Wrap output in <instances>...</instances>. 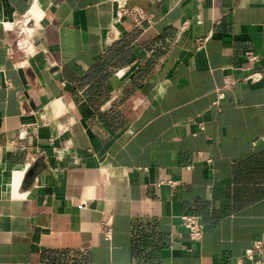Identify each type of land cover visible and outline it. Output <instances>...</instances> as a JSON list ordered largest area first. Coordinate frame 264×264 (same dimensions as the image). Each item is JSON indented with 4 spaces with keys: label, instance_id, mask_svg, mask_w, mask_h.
I'll list each match as a JSON object with an SVG mask.
<instances>
[{
    "label": "crops",
    "instance_id": "crops-1",
    "mask_svg": "<svg viewBox=\"0 0 264 264\" xmlns=\"http://www.w3.org/2000/svg\"><path fill=\"white\" fill-rule=\"evenodd\" d=\"M37 2L0 0V264H233L264 239V77L246 70L254 49L264 73V0H128L143 29L113 0ZM122 39L130 56L98 68Z\"/></svg>",
    "mask_w": 264,
    "mask_h": 264
},
{
    "label": "built area",
    "instance_id": "built-area-1",
    "mask_svg": "<svg viewBox=\"0 0 264 264\" xmlns=\"http://www.w3.org/2000/svg\"><path fill=\"white\" fill-rule=\"evenodd\" d=\"M36 0H33V4ZM115 4V15H114V22H119L124 18L128 17L132 20L135 27L139 29H143L146 24H152L154 22V16L152 13L148 12L144 7L139 5H130L128 0H113ZM33 7V5H32ZM34 12L32 8L30 11L25 13L22 17L16 20V26L18 30V36L13 46L8 47V56L10 58L14 57L16 48L24 50L28 52L32 46L31 41V33H32V26H33V16ZM28 27V31H31L29 34V40L27 42L21 41V35L24 29ZM13 28V26H10ZM115 25L110 28L109 34L112 39L118 37V33L116 32ZM207 38H198V44L204 45ZM246 57L248 60V64L246 66L247 70V77L253 81L261 80L264 77L263 71L256 68V62L260 59L261 54L254 49H248L246 51ZM123 71V70H121ZM7 85L11 84V80L9 78L4 79ZM239 79L236 78L233 74H228L225 76L224 83L216 88L217 98L214 101L215 104L219 105L220 100L226 96V91L228 89L233 88ZM201 127L203 128L204 125L201 123ZM29 131L27 129H23L19 133L20 138H25ZM35 155H32L28 161V166L31 165L32 160H35ZM211 162V159H208ZM169 184L171 185L172 189L175 190L180 181L179 180H169ZM181 222L183 227L187 230L190 238L195 241H199L203 239L204 232H205V224L202 217L199 214L193 212L183 213L181 215ZM101 230L105 234V236L109 239L113 237V222L112 216L105 215L101 222ZM264 254V239H257L253 242L251 246L246 248L243 254L237 257L233 264H259L262 262L261 256Z\"/></svg>",
    "mask_w": 264,
    "mask_h": 264
},
{
    "label": "trees",
    "instance_id": "trees-1",
    "mask_svg": "<svg viewBox=\"0 0 264 264\" xmlns=\"http://www.w3.org/2000/svg\"><path fill=\"white\" fill-rule=\"evenodd\" d=\"M126 44H127V41L125 39H122L114 43L110 47L108 54L105 56L102 62L98 65V68L101 66H105L107 63H110L113 60V58H120V59L128 58L130 56V52L127 49H125Z\"/></svg>",
    "mask_w": 264,
    "mask_h": 264
},
{
    "label": "bare ground",
    "instance_id": "bare-ground-1",
    "mask_svg": "<svg viewBox=\"0 0 264 264\" xmlns=\"http://www.w3.org/2000/svg\"><path fill=\"white\" fill-rule=\"evenodd\" d=\"M40 0H38V2L36 3V5L34 6V11H37L40 5ZM31 33V31H28V27H26L21 35V41L22 42H27L29 40V34ZM13 176L15 180L19 179V171H14L13 172ZM13 180V179H12Z\"/></svg>",
    "mask_w": 264,
    "mask_h": 264
},
{
    "label": "water",
    "instance_id": "water-1",
    "mask_svg": "<svg viewBox=\"0 0 264 264\" xmlns=\"http://www.w3.org/2000/svg\"><path fill=\"white\" fill-rule=\"evenodd\" d=\"M34 171H35V167L30 168L29 171L27 172V176L34 174Z\"/></svg>",
    "mask_w": 264,
    "mask_h": 264
}]
</instances>
